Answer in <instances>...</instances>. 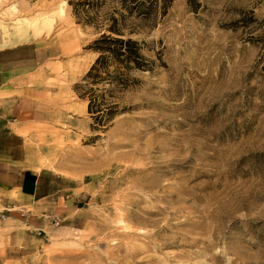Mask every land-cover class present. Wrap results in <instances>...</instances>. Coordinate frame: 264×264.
Wrapping results in <instances>:
<instances>
[{
	"label": "rangeland",
	"instance_id": "obj_1",
	"mask_svg": "<svg viewBox=\"0 0 264 264\" xmlns=\"http://www.w3.org/2000/svg\"><path fill=\"white\" fill-rule=\"evenodd\" d=\"M198 1L121 18L152 69L115 87L86 79L101 33L87 11L0 0V28L23 26L5 46L24 47L28 83L53 88L24 125L30 162L59 174L68 214L84 207L81 229L45 239L1 222L0 264H264V0ZM88 8L100 23L127 13ZM92 91L112 119L95 118Z\"/></svg>",
	"mask_w": 264,
	"mask_h": 264
},
{
	"label": "crops",
	"instance_id": "obj_2",
	"mask_svg": "<svg viewBox=\"0 0 264 264\" xmlns=\"http://www.w3.org/2000/svg\"><path fill=\"white\" fill-rule=\"evenodd\" d=\"M2 34L0 28V224L29 227L21 232L25 239L77 232L84 225V207L68 214L75 199L60 193L59 174L53 169L30 162L32 148L23 135L29 113L37 112L39 101L51 96L53 88L27 82L24 47L5 46Z\"/></svg>",
	"mask_w": 264,
	"mask_h": 264
},
{
	"label": "trees",
	"instance_id": "obj_3",
	"mask_svg": "<svg viewBox=\"0 0 264 264\" xmlns=\"http://www.w3.org/2000/svg\"><path fill=\"white\" fill-rule=\"evenodd\" d=\"M99 0H69V4L74 5L76 11H89L90 6L98 3ZM160 0H120V4L127 10V13L121 12V16L109 15L103 22L93 20L95 17L88 15L85 19L87 22H96L100 29V34L93 40L91 47L96 50L99 55L90 65L86 74L88 82L105 83L108 82L113 86H128L134 83L137 78L133 76V72L137 69H152L149 59L143 52V44L139 38L131 35H125L121 26V18H125L127 14H147L151 8L158 4ZM168 2V0H164ZM193 9H198L201 1L188 0ZM91 90H94L91 87ZM102 98L104 93L99 94ZM103 99L98 101V97L94 91L89 94L90 111L97 112L95 118L99 121L112 119L118 113L115 104L105 105L103 108Z\"/></svg>",
	"mask_w": 264,
	"mask_h": 264
},
{
	"label": "bare ground",
	"instance_id": "obj_4",
	"mask_svg": "<svg viewBox=\"0 0 264 264\" xmlns=\"http://www.w3.org/2000/svg\"><path fill=\"white\" fill-rule=\"evenodd\" d=\"M22 27L23 26L18 25V26H15V28L11 29V28L8 27V25H5L3 28H1V31L3 32L2 38L4 40H6L8 38V36H9L10 33H14L16 31H20Z\"/></svg>",
	"mask_w": 264,
	"mask_h": 264
}]
</instances>
